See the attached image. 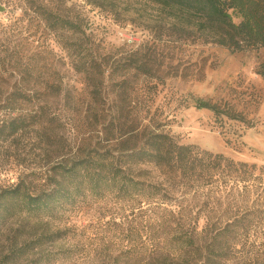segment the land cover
Here are the masks:
<instances>
[{
	"label": "rangeland",
	"instance_id": "rangeland-1",
	"mask_svg": "<svg viewBox=\"0 0 264 264\" xmlns=\"http://www.w3.org/2000/svg\"><path fill=\"white\" fill-rule=\"evenodd\" d=\"M17 2L0 0V23H11L13 36L20 38L21 23L13 17L14 11L20 13V6L14 10ZM45 2L61 8L66 15L77 16L98 44L97 52L108 54L103 94L90 102L80 89L79 76L60 62L59 57L65 54L54 35L40 23L39 39L30 49L38 46L44 53L52 50L51 62L56 63L60 78L69 86H76L74 91L80 96L70 103L63 98L50 100L52 111L62 110L63 104L72 110L67 111L63 125L54 131L57 138L52 142L37 129L23 133L15 141H0V188L23 177L32 189H42L53 157L79 154L80 147L88 141L100 150L116 151L133 128L140 133L152 121L184 145H195L262 168L263 183H253L246 190L183 193L167 187L164 192L170 196L166 198L170 204L180 201L178 208L171 209L175 221L194 224L200 242L211 238L213 227L242 211L257 210L255 215L261 217L253 215L249 220L250 233L238 242L231 259L216 264H264V82L255 72L264 59V46L231 53L202 38L173 33L169 30L173 17L149 0ZM20 4L24 6L22 0ZM133 50L158 59L159 67L153 68L152 77L129 72L128 82L118 85L117 76L108 72ZM152 85L155 89L150 88ZM193 98L229 107L246 122L225 118L218 122L209 110L194 107ZM90 106L103 113L98 121L83 120ZM140 168L141 180L156 185L163 182L160 172L152 166ZM85 199L87 202L79 208H66L50 218H28L23 214L11 218L0 232V264H151L154 247L163 249L164 256L167 251L172 255L182 249L176 241L177 223L170 221L162 204L153 206L160 199L146 200L139 208L129 203L130 199L115 195L105 201ZM51 235L53 238L49 239ZM40 237L45 239L34 251L20 257L12 255L13 249L23 248ZM230 241L234 244L231 238ZM168 258L166 261L171 262Z\"/></svg>",
	"mask_w": 264,
	"mask_h": 264
},
{
	"label": "trees",
	"instance_id": "trees-1",
	"mask_svg": "<svg viewBox=\"0 0 264 264\" xmlns=\"http://www.w3.org/2000/svg\"><path fill=\"white\" fill-rule=\"evenodd\" d=\"M20 1L16 0L14 9L20 6V13L14 11L13 17L21 23L18 29L21 37L13 36L11 23H0V141H15L23 133L37 129L44 139L52 142L57 138L54 131L63 125L67 111L72 110L63 104L65 109L52 111L49 109L50 100L63 98L70 103L78 99L80 93L74 91L76 86L73 88L60 78L56 63L51 62L52 50L44 53L38 46L30 49V45L39 39V24L42 23L44 30L54 35L65 54L59 57L60 62L79 76L80 89L91 103L102 98L108 54L97 52L98 44L77 16L64 14L61 8L51 6L46 0H22L24 6ZM149 1L173 17L169 26L173 33H185L192 39L202 38L203 42L220 45L231 53L264 46V0ZM26 48L28 52H24ZM123 60L116 69L108 72L117 76L118 85L128 82L129 72L152 77L153 68L159 67L158 59L140 54L139 50L129 52ZM255 72L264 82V59L258 63ZM192 105L209 110L221 123L224 118L246 122L229 107L223 108L206 99L193 98ZM98 110L95 106L88 107L83 120L94 118L98 121L103 114ZM150 122L140 133L133 128L116 151L100 150L101 147L91 146L88 141L80 147L79 154L53 157L42 189H32L30 182L23 177L13 185L0 188V232L11 218L20 214L28 218H50L66 208H79L87 202L85 198L105 201L112 195L130 199L132 202L129 203L136 208L142 207L146 200L160 199L153 206L162 204L163 212L167 210L170 221L175 223V212L171 209L178 208L180 201L170 204L166 199L170 196L164 192L167 187L183 193H214L224 189L246 190L253 183H263L262 168L254 163L233 161L222 153L184 145L175 136L160 130L159 124ZM142 165L159 171L163 182L156 185L141 180ZM254 212L257 210L242 211L232 220L213 227L211 238L206 242H200L195 236L199 232L194 224L176 222V241L183 246L182 249H177L173 256L167 251L164 256L163 249L154 247L151 264H216L230 260L238 242L250 233L249 220L253 219ZM255 217L259 219L261 216ZM43 239L40 237L23 248L13 249L12 255L16 257L34 251ZM168 257L171 262L166 261Z\"/></svg>",
	"mask_w": 264,
	"mask_h": 264
}]
</instances>
